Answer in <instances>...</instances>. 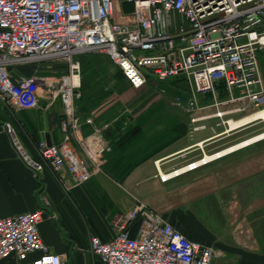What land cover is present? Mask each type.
Instances as JSON below:
<instances>
[{"label": "built area", "instance_id": "1", "mask_svg": "<svg viewBox=\"0 0 264 264\" xmlns=\"http://www.w3.org/2000/svg\"><path fill=\"white\" fill-rule=\"evenodd\" d=\"M263 48L264 0H0V103L31 110L38 107L43 90L50 101H61L65 136L60 143L45 138L27 143L10 121L0 124V132L36 179L49 168L82 183L100 170L96 155L110 151L111 144L97 127L76 138L80 152L69 143V132L80 125L74 104L80 96V56L106 55L134 89L149 79L184 76L189 86L186 112L201 108L199 96L215 98L223 86L227 101L242 102L229 112L252 107L253 113L264 108L258 60ZM42 63L64 66L66 73L57 82L36 75L14 79L9 71ZM198 119L192 116L190 122ZM253 122L264 125V117ZM203 157L202 164L194 160L172 169L170 177L205 164ZM159 178L168 179L161 173ZM40 200L33 211L0 218V259L24 260L37 252L28 264H66L61 255L49 252L40 235L49 206L45 196ZM135 221L139 229L130 236L128 227ZM111 226L115 234L110 240L89 236V251L102 264H212L211 246L190 240L143 201L115 215Z\"/></svg>", "mask_w": 264, "mask_h": 264}, {"label": "crops", "instance_id": "2", "mask_svg": "<svg viewBox=\"0 0 264 264\" xmlns=\"http://www.w3.org/2000/svg\"><path fill=\"white\" fill-rule=\"evenodd\" d=\"M95 55L104 57L117 68L106 55ZM9 71L14 79L21 75H36L56 80L65 74V67L52 63L21 64L10 67ZM217 93L222 97L219 104L224 112L222 118L228 116L231 117L229 121L238 122L256 112L250 113V110L234 117V114L242 112L229 111L242 102L227 101L223 86L218 87ZM210 96H199L200 111L208 107L203 103ZM62 112L60 99L50 101L42 90L38 107L31 110L0 103V124L10 121L27 143L41 138L50 143H60L65 136L60 127ZM76 112L80 125L76 131L69 132V143L79 152L81 147L77 137L89 135L95 127L100 128L103 136L114 128L101 120L98 111L93 114H87L83 109ZM88 117L91 123L85 122ZM253 124L255 122L251 121L231 129L228 123L225 129H214L199 137L194 133L207 129L171 128L173 137L167 143H159L161 137L156 134L154 141L160 147L155 148L151 155L146 156V153L141 157L135 151L130 154L122 152L123 146L115 140L125 131L121 129L123 127L115 128L111 150L96 156L100 170L82 183H76L65 171L55 173L49 168L36 179L16 156L7 136L0 132V218L33 211L41 205L40 196H45L49 206L44 208L45 219L39 225V232L49 252L61 255L66 264H102L89 251V236L112 239L115 234L112 218L130 209L137 201H143L190 240L211 246L214 251L212 264H264V251L244 247L242 228L236 234L231 225L222 227V222L215 218L216 214L222 213V206L216 205L214 199H222L224 194L231 195L228 191L225 193L221 185L217 188L215 179L222 177L223 166L232 160L233 157L228 155L252 144L231 149L250 138L235 141V135L243 126ZM128 146L129 143L125 147ZM203 155V159L210 157L205 164L170 177L172 169L194 160L199 163ZM159 173L170 178L162 181ZM138 229L139 221H135L128 227L129 235L135 236ZM37 254L30 253L24 260L13 256L0 259V264H28Z\"/></svg>", "mask_w": 264, "mask_h": 264}, {"label": "rangeland", "instance_id": "3", "mask_svg": "<svg viewBox=\"0 0 264 264\" xmlns=\"http://www.w3.org/2000/svg\"><path fill=\"white\" fill-rule=\"evenodd\" d=\"M78 60L80 96L74 99L76 110L83 109L87 114L98 111L102 116L101 120L110 123L113 129L125 128H121L125 134L122 133L117 141L115 140L118 145L123 146L124 154L135 151L139 153V157L146 153V156H149L155 148L160 147L154 141L156 134L161 137L159 143L165 144L173 137L171 128L185 127L191 130L193 126H200L199 128L207 129L194 133L199 137L214 129H225L227 124L222 123V120L231 118L215 116L218 111H222L220 103L215 104L222 101L218 93L215 98L210 96L203 103L207 104V108L186 112L189 89L187 90L181 82H170L172 79L163 83L150 81L145 87L134 89L124 81L119 69L104 57L90 54L82 55ZM258 60L264 79V49L258 54ZM56 81L58 82V79ZM251 109L254 108L250 107L248 111ZM242 114L244 112L233 116ZM192 116H198L200 119L191 123ZM113 129L104 135L110 144L114 143L112 132L116 130ZM262 131V122L243 126L235 135V141L240 142ZM128 143L129 146L125 147ZM139 148L141 150L138 151ZM228 156L233 157L232 160L223 166L222 177L215 181L217 188L221 185L222 190L231 195L224 194L222 199H214L216 205L222 206V213L216 214L215 218L222 222V227L231 225L236 229L233 230L236 234L239 228H242V243L245 248L264 251V139Z\"/></svg>", "mask_w": 264, "mask_h": 264}, {"label": "bare ground", "instance_id": "4", "mask_svg": "<svg viewBox=\"0 0 264 264\" xmlns=\"http://www.w3.org/2000/svg\"><path fill=\"white\" fill-rule=\"evenodd\" d=\"M264 117V108L263 109H260L259 111H256L255 113L251 114V115H248L247 117L243 118L242 120L238 121V122H232V121H229V127L232 129L234 127H237L239 125H242V124H245V123H248V122H251V121H254L256 119H260V118H263ZM264 138V131L258 135H255L253 137H250L249 139H246L245 141L241 142L240 144H237V145H234V147H232L231 149H236L238 147H241V146H244V145H247V144H250V143H253L255 141H258V140H261ZM225 153V152H222V154ZM210 157H205L203 159V161H207L209 160ZM199 163H203L202 161L199 162ZM198 164V163H197ZM164 177H166L165 175H163Z\"/></svg>", "mask_w": 264, "mask_h": 264}, {"label": "trees", "instance_id": "5", "mask_svg": "<svg viewBox=\"0 0 264 264\" xmlns=\"http://www.w3.org/2000/svg\"><path fill=\"white\" fill-rule=\"evenodd\" d=\"M125 7V9L126 10H130L131 9V7L130 6H124ZM264 49V48H263ZM263 49H260V50H258V54L263 50ZM66 70V69H65ZM120 71V70H119ZM121 73V72H120ZM121 76L124 78V76H123V74L121 73ZM125 79V78H124ZM172 79V80H171ZM126 80V79H125ZM167 80H171L170 82H181V83H183V84H185V86H186V89L188 90L189 89V86H188V84H187V81H186V79H185V77L184 76H176V77H172V78H169V79H167ZM167 80H165V81H157V80H155V79H149V81H148V83L150 82V81H154V82H156V83H163V82H166ZM127 81V80H126ZM147 85V84H146ZM221 87V86H220ZM142 88V87H141ZM220 93H222V89H220Z\"/></svg>", "mask_w": 264, "mask_h": 264}]
</instances>
